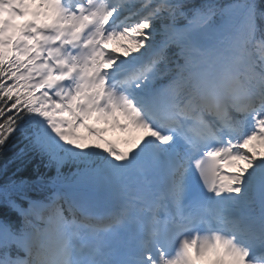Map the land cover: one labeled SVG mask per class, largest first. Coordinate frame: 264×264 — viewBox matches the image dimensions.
I'll list each match as a JSON object with an SVG mask.
<instances>
[{"label": "snow or ice", "instance_id": "obj_1", "mask_svg": "<svg viewBox=\"0 0 264 264\" xmlns=\"http://www.w3.org/2000/svg\"><path fill=\"white\" fill-rule=\"evenodd\" d=\"M246 50L264 0H0V264H264Z\"/></svg>", "mask_w": 264, "mask_h": 264}, {"label": "trees", "instance_id": "obj_2", "mask_svg": "<svg viewBox=\"0 0 264 264\" xmlns=\"http://www.w3.org/2000/svg\"><path fill=\"white\" fill-rule=\"evenodd\" d=\"M221 2L226 3L227 0H221ZM37 166H39L41 172L45 171L43 167V161L39 157H36L34 159H31L30 161H26L24 166H22L21 168V172L17 175L21 176V178L26 176H33L35 174V169L37 168Z\"/></svg>", "mask_w": 264, "mask_h": 264}, {"label": "clouds", "instance_id": "obj_3", "mask_svg": "<svg viewBox=\"0 0 264 264\" xmlns=\"http://www.w3.org/2000/svg\"><path fill=\"white\" fill-rule=\"evenodd\" d=\"M246 55L248 56L249 59L253 60V62H255L257 56L259 60L264 61V51L254 54L251 51L246 50ZM43 256H44V250L42 248H37L33 254L32 259L35 262V264H41Z\"/></svg>", "mask_w": 264, "mask_h": 264}]
</instances>
